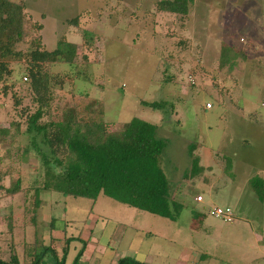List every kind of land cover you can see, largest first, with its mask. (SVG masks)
Returning <instances> with one entry per match:
<instances>
[{
    "label": "rangeland",
    "instance_id": "374dc122",
    "mask_svg": "<svg viewBox=\"0 0 264 264\" xmlns=\"http://www.w3.org/2000/svg\"><path fill=\"white\" fill-rule=\"evenodd\" d=\"M11 1L25 4L26 19L24 36L14 46L21 58L6 61L10 75L0 82V131L11 128V134L0 139V170L6 171L3 185L11 188L18 181L21 192L0 196L1 258L7 259L11 253V242L19 259L24 251L34 248L30 244L35 241L36 250L42 248V238L49 239L50 206L57 218L54 231L64 233L67 221V237L79 234L81 222L104 221L101 236L99 227L90 231L107 247L116 227L136 225L151 235L144 240L135 236L142 249L161 245L166 257L177 255L173 250L176 245L168 239L172 227L105 196L91 207L87 199L42 192L35 226L31 214L24 211L30 207L31 188L44 175L39 159L27 151L31 139L25 133V122L37 109L27 77L28 52L38 38L46 51H53L64 38L75 45L71 63L45 66L53 119L65 111L73 117L74 108L82 115L85 106L96 101L102 113L99 119L105 123L138 118L156 125L157 135L168 144L161 168L173 182L182 181L189 170L187 149L193 145L198 174L189 186L183 181L181 192L175 195L181 194L175 198L179 202L184 199L185 204L180 223L175 225L187 230L191 207L199 206L193 203L197 193L204 198L201 206L211 201L210 208H229L232 223L215 219L207 208L210 224L205 222L197 229L191 244L196 253L205 251H200L204 264H229L239 258L245 264L251 255H243L242 240L247 236L253 241V234L264 238V203L249 185L255 177L264 183V0H194L186 16L158 13L160 0ZM223 46L240 54L221 65ZM160 101L166 103L163 110L142 105ZM47 120L42 118V122ZM236 226L245 227L242 231L233 228ZM29 237L31 243L22 245ZM124 244L123 239L121 246ZM259 245L264 247V242ZM83 247L84 242L74 240L67 251V263Z\"/></svg>",
    "mask_w": 264,
    "mask_h": 264
},
{
    "label": "trees",
    "instance_id": "16d2710c",
    "mask_svg": "<svg viewBox=\"0 0 264 264\" xmlns=\"http://www.w3.org/2000/svg\"><path fill=\"white\" fill-rule=\"evenodd\" d=\"M193 1L160 0L156 4V10L158 13L186 16ZM25 19V4L20 1L0 0V82L10 75L6 61L21 58L14 46L24 36ZM36 28L38 32L42 29L41 25ZM42 45L39 38L33 41L34 47L28 52L27 68L33 102L37 104V109L27 116L25 122V133L31 139L27 151L36 155L44 169L42 181H35L37 186L31 188L32 194L28 196L31 198L28 203L30 207L24 209L31 214V223L34 224L37 220L42 192L87 199L91 207L100 196H105L126 207L176 222L184 207L175 201V195L179 193L183 181L188 183L198 174L199 160L192 153L195 147L189 145L187 149L189 170L181 177L182 181L173 182L171 175L169 179L161 168L160 159L168 144L166 139L157 135L156 125L138 118H132L127 123H105L99 119L102 113L100 104L96 101L85 106L82 115L76 113L77 109L74 108L73 117L71 112L65 111L57 119H53L50 99L47 96L50 77L45 66L70 64L74 58L75 45L64 38L56 43L53 51H46ZM220 52L221 65L240 54L227 46H223ZM142 105L153 110H163L166 103L142 102ZM45 116L50 120L42 122ZM14 127L18 130V124ZM9 129L10 126L0 131L3 133L0 138L2 141L11 134ZM226 165L230 169V160ZM5 173L6 171L0 170V196L17 195L21 192L18 181L15 186L6 188L2 183ZM249 185L256 198L264 203V183L255 177L249 181ZM52 208L53 206L50 207V228H53L57 220L52 215ZM226 222H234L233 216ZM73 240L64 238L60 259L51 246L37 251L35 245H32L34 248L31 250L24 251L19 259L17 247L11 242V253L7 259L1 258L0 250V264H65L68 246ZM82 252L81 249L72 264H81L79 259ZM116 264L144 263L124 257Z\"/></svg>",
    "mask_w": 264,
    "mask_h": 264
},
{
    "label": "crops",
    "instance_id": "0c3cea01",
    "mask_svg": "<svg viewBox=\"0 0 264 264\" xmlns=\"http://www.w3.org/2000/svg\"><path fill=\"white\" fill-rule=\"evenodd\" d=\"M192 180H190L189 183H191V182L193 183ZM187 185H188V183H187ZM184 187H185V185H183V188ZM239 190H240V188H239ZM180 192H181V190L179 191V193ZM199 194L200 193H197L196 196L193 198V203L195 205L199 204V206L197 205L198 207H191V211L188 214L189 220L187 223V225H188L187 230L182 231V229L180 227L175 225V223L178 225L177 222L180 223L179 219L176 222H174V221H170L168 219H163V218L158 217V219L156 220V221H160V222L162 221L164 226L167 228L172 227V236L169 237L168 239L173 245L174 244L176 245V247L173 248V250L175 249V252L177 254L174 258L166 257L167 254L163 253L166 251V249H165V247L164 248L162 247V250H160L161 245L159 247L150 246L148 248L142 249L139 246L140 243H136L137 235H138V237H141L140 239H143V240L147 239V236H151V235H146L145 232H148V230L145 231L143 228L142 229L138 228V227L136 228V225H125L124 227H121V228L116 227L114 235H113V237H110V240L107 243V247H106L100 243V239H96L93 236V231H90L91 229L98 230L97 228L99 227L100 231L98 230L97 232L101 236L102 232H101L100 225H102L104 221L95 223L93 220L90 221L88 224L86 223L87 221L81 222L82 224H81L80 232L75 237H67V235L65 233L67 223H68L67 221L64 223L65 229L62 231L65 234L64 233L61 234V232L58 233L57 231H54V229L50 228V226H49V229L47 231L49 239L47 241V237L42 238V241H41V242H43L42 247L51 246L54 249L56 256L59 257V259H60L61 249L64 245V238H73L74 240H76V242H84L85 247H83V249H82L83 252H82V255L79 259V262L81 264H116V262L119 259L124 258V257L133 258V259H135L139 262H142L144 264H200V263L204 264V261L202 258V257H204V254L200 253V251L201 252H205V251L200 249L198 251V253H196L197 248L195 247L193 249V245L191 244L192 243L191 240L193 239V236L195 238V235L199 233L198 230H200L202 228V224H204L205 222L209 223L208 221H210V219L208 217H206L205 212H206L207 208H210L209 206L211 205V201L208 202V205H205L206 207L204 205L201 206L200 204H204V198L201 197V201H199V202L196 201V197L200 196ZM180 196H181V194L178 196H175V197H177L179 199ZM180 200H183L182 202H184V199H180ZM175 201L179 202L176 198H175ZM182 202H179V203L182 204ZM182 205L184 206L185 204L183 203ZM212 208H214V207H211L210 209H212ZM49 214L51 216V213H49ZM89 216H91V215H89ZM104 219H106V218H103V220ZM160 219H163V220H160ZM215 219H218V218H215ZM73 223H75V222H73ZM35 224H36V222L33 224V226H35ZM55 224H54V226H55ZM244 227L245 226H242V227L236 226L233 228H237L240 230L242 229V231H243ZM167 228H165V230ZM174 228H175V230H174ZM117 230H118V233H116ZM128 230H131V232L127 235V239H125V236H126ZM52 233H54V236L52 235ZM32 234H34V229L32 230ZM153 234H154L153 236L159 237L160 240L164 241L166 239L161 234H159V235H157L155 233H153ZM251 236H252L253 241L248 240L247 236L244 240H242L243 241V243H242L243 244V250H244L243 255H247V254L251 255L249 257V260L246 261L245 264H264V247L259 245L260 243L263 244L264 238L263 237L258 238L256 236V234H253ZM232 237L233 236H229L230 239ZM76 238H78V239H76ZM22 239H23V234H22ZM123 239L125 240V244L123 246H121ZM231 240L234 241L235 239H231ZM26 241H27L26 243L22 242V245H27V244L31 243V241H32L31 237H29V239ZM73 241L70 242L68 249H69V247ZM35 242L33 244H30V246L35 245ZM18 246H19V243H18ZM59 246H61V248ZM111 249H113V250H111ZM108 250L112 252V255L107 254ZM199 254H201V255H199ZM206 255L210 257V255L208 253H206ZM74 257H76V256H74ZM73 260H74V258H73ZM73 260H71L69 263H67V261L65 259V264H72ZM241 260H242V258H239L237 260L230 261L229 264H241L240 263ZM205 264H206V262H205Z\"/></svg>",
    "mask_w": 264,
    "mask_h": 264
},
{
    "label": "built area",
    "instance_id": "2783aa9c",
    "mask_svg": "<svg viewBox=\"0 0 264 264\" xmlns=\"http://www.w3.org/2000/svg\"><path fill=\"white\" fill-rule=\"evenodd\" d=\"M206 108L209 109L210 105H207ZM196 201H201V197L197 196ZM210 215L218 219L220 218L226 221H230L232 214L229 208H214L212 211H210Z\"/></svg>",
    "mask_w": 264,
    "mask_h": 264
}]
</instances>
